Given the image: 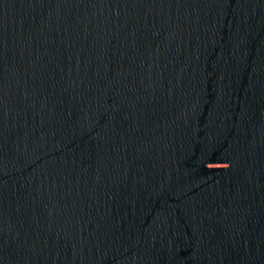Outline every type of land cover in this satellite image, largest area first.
Instances as JSON below:
<instances>
[{
	"label": "water",
	"instance_id": "1",
	"mask_svg": "<svg viewBox=\"0 0 264 264\" xmlns=\"http://www.w3.org/2000/svg\"><path fill=\"white\" fill-rule=\"evenodd\" d=\"M0 264H264V0H0Z\"/></svg>",
	"mask_w": 264,
	"mask_h": 264
}]
</instances>
